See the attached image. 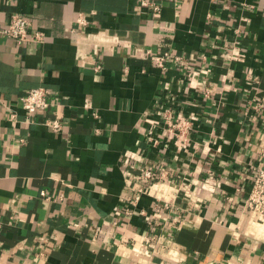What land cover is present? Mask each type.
<instances>
[{"label": "crops", "instance_id": "1", "mask_svg": "<svg viewBox=\"0 0 264 264\" xmlns=\"http://www.w3.org/2000/svg\"><path fill=\"white\" fill-rule=\"evenodd\" d=\"M147 1L0 0V26L31 19L25 43L0 32V264H264L244 204L264 168V0ZM36 86L53 99L27 114ZM166 107L193 121L182 146Z\"/></svg>", "mask_w": 264, "mask_h": 264}, {"label": "built area", "instance_id": "2", "mask_svg": "<svg viewBox=\"0 0 264 264\" xmlns=\"http://www.w3.org/2000/svg\"><path fill=\"white\" fill-rule=\"evenodd\" d=\"M143 4H149L154 10L159 8L158 4L142 0ZM79 22H84L82 17L78 18ZM30 26L31 19L29 16L14 12L11 14V18L7 25L0 26V32L13 39L19 44L25 43L30 39ZM32 38L35 41H41L43 39V33L40 31H34ZM169 57L168 52H158L153 55V59L157 66L165 68V61ZM175 58H180L175 56ZM53 99V93L50 89L44 86L32 87L27 92L19 97L21 107L27 112V114L35 113L37 111L47 110ZM262 106L263 104L259 103ZM162 119L169 132L175 137V143L182 146L187 143L190 132L193 129V121L186 115L177 114L169 107H166L162 112ZM46 124L54 129L61 128V121L57 117H48L45 120ZM165 171H160L159 177H164ZM154 177V171L151 168H140L136 174L135 179L137 181L136 194L131 200V204L134 205L141 197L145 187L149 184ZM146 184V185H145ZM205 184L209 187H218L219 181L215 180L210 175L206 180ZM245 208L253 212L255 215V222L261 226H264V168L256 169L251 178L250 189L245 199ZM168 204L164 203V207ZM127 213H131L130 208L125 209ZM144 213V210H140Z\"/></svg>", "mask_w": 264, "mask_h": 264}]
</instances>
